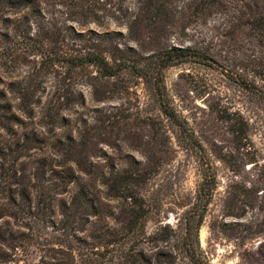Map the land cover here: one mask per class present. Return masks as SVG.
I'll return each instance as SVG.
<instances>
[{"label":"rangeland","instance_id":"obj_1","mask_svg":"<svg viewBox=\"0 0 264 264\" xmlns=\"http://www.w3.org/2000/svg\"><path fill=\"white\" fill-rule=\"evenodd\" d=\"M39 1L40 5L24 9L0 1V264H57L65 250L57 243L62 239L57 230L81 184L89 186L90 196L100 198L97 206L102 213L82 212L72 231L101 251L103 240L97 236L114 227L111 214L119 211V201L107 197L97 174L85 172L108 173L143 160L153 146L152 130L132 114L143 108L144 115L159 116L151 109L154 102L142 79L133 77L130 86H115L114 81L94 79L89 68L69 72L64 66H48L20 39V33L29 31L36 40L67 50L77 42L71 28L103 32L110 24L111 30L127 34L116 18L108 17L118 12L119 0H95L97 17L85 25L71 19V0ZM208 29L192 24L185 32L174 31L170 42L189 43L187 38ZM118 43L143 50L140 42L127 38ZM144 47L151 48L147 38ZM214 48L218 56L212 66L188 64L163 72L174 103L213 155L221 180L200 230V245L212 264H264V233L248 231V223L259 218L258 212L250 210L246 219L224 216L221 199L237 170L241 172L237 179L247 175L252 165L247 161L250 148L264 160V103L251 99L222 68L234 67L231 74L236 75L240 67L250 79L261 82L264 43L237 36L232 45L217 42ZM223 104L231 110L240 108L248 116V145L239 144L231 123L221 117ZM116 116L121 117L120 123ZM68 137L73 139V156L79 162L72 164L69 177L68 165H60L62 157L54 148L57 140ZM195 160L180 151L171 165L163 166L157 180L167 189L166 219L172 224L200 178ZM20 207L26 208L25 213ZM156 226L150 220L148 232Z\"/></svg>","mask_w":264,"mask_h":264},{"label":"trees","instance_id":"obj_2","mask_svg":"<svg viewBox=\"0 0 264 264\" xmlns=\"http://www.w3.org/2000/svg\"><path fill=\"white\" fill-rule=\"evenodd\" d=\"M0 1L16 9L40 5L39 0ZM94 3L95 0H71V19L82 25L92 22L89 18L97 17ZM117 11L108 17L116 18L118 25L127 29V34L121 29L111 30L110 24L103 32L88 30L85 33L71 28L73 39L84 44L76 42L67 50L36 40L29 31L20 33V39L37 51L36 54L48 66H64L69 72L89 68L93 70L94 79L107 83L114 81L115 86H130L133 77L142 79L154 102L151 109L159 115H144L143 108L132 114L149 124L152 130L153 146L143 160L136 161L132 167L108 173L85 172L92 176L97 174L107 188V197L119 201V211L111 214L114 227L97 236L103 240L100 245L103 249L99 251L97 245L88 243L72 231L82 212L92 216L102 213V208L97 206L101 203L100 198L95 194L90 196L89 186L81 184L73 196V205L66 211L67 216L57 230L62 237L57 243L65 249L57 264H212L201 248L200 230L221 180L213 155L174 103L163 72L170 67L188 64L212 66L218 56L214 43L232 45L237 36L263 44L264 0H119ZM192 24L209 29L187 38L189 43L170 42L174 31L185 32ZM246 29L249 33H245ZM51 36L53 38L54 34ZM123 38L140 42L143 50L126 44L121 46L118 41ZM146 38L151 45L149 50L144 47ZM234 70L236 68L230 66L222 68V72L232 77L251 99L264 103V76L259 82L250 79L240 67L237 74L232 75ZM124 72L128 73L126 77L122 76ZM221 111V117L231 123V131L237 135L239 144L248 145V116L240 108L231 110L227 104H223ZM116 117V123H120L121 117ZM54 148L62 157L60 165H68L69 177L73 172L72 164H79L73 156L72 137L57 140ZM180 151L196 159L200 178L194 191L180 204L183 210L176 217L177 222L172 224L166 219L168 211L164 197L167 189L157 180L163 166L171 165ZM248 154L251 157L247 161L252 165L246 170L247 175L239 180L237 177H241V172L237 170L221 199L224 216L246 219L250 210L258 212L259 218L251 219L249 223L245 221L249 233L254 235L264 233V160L252 148ZM22 208L20 211L25 213L26 208ZM150 220L157 223L153 232L147 230ZM255 226H259V230H254Z\"/></svg>","mask_w":264,"mask_h":264}]
</instances>
